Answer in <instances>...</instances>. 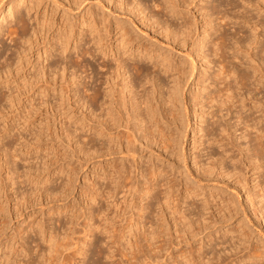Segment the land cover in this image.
<instances>
[{
  "label": "rangeland",
  "instance_id": "374dc122",
  "mask_svg": "<svg viewBox=\"0 0 264 264\" xmlns=\"http://www.w3.org/2000/svg\"><path fill=\"white\" fill-rule=\"evenodd\" d=\"M120 1L3 0L0 66L13 53V43L18 39L15 36L21 35L16 18L26 22L29 33L32 28L38 32L32 42H25L23 46L18 39L26 51L21 53L18 64H15L18 59L15 53L8 59L18 71L14 69L6 80L0 79V264H191L197 260L207 261L206 257L214 258V263L221 258L224 262L228 260L227 264H264V199L259 195L264 190V159L255 161L256 146L255 141H251L255 129H264V73L248 67L257 66V62H249L246 53L257 55L258 63L261 61L259 64L264 68V53L261 52L264 35L259 36L257 48L246 46L245 55L239 53L243 63L237 64V69L239 73H248L252 92L240 91L231 111L222 109L220 112L208 99V95L220 86L213 82L218 59L208 51V42L207 45L204 42L200 50L197 46L204 31L211 32L212 24L218 22L214 19L216 13L206 16L201 9L204 1L210 9L214 0H188L183 6L177 0L185 7L184 18L166 12L167 0H125L123 5ZM231 1L237 2L238 11L243 9L242 0ZM136 2L141 5L137 6ZM160 3H165L164 7ZM140 7H145L143 12ZM220 8L223 10L219 9L222 10L219 14L225 12L232 18L226 25L224 22L220 27L215 25L227 32L228 46L234 40L232 36L252 39L253 34L262 33L261 28L253 33L250 26L243 25L241 31L233 35L241 26L240 19L233 18L235 11L230 5ZM251 11L256 15L253 20L264 21L263 12ZM150 15L161 24L157 25L154 19L147 21ZM183 19L192 26L188 37L173 32ZM95 20L101 22L106 46L113 50L121 47V51L126 52L127 81L138 77L140 84H144L146 77L133 68L134 64H140L151 71L149 76H160L166 96L167 87L173 85L176 66L187 72L188 79L185 76L176 109H180L177 123L182 125L181 133L171 140L170 147L158 143L146 147L136 142V161L129 155L124 157L126 159L120 154L100 158L94 155L93 88H96L97 72L104 77L108 75L105 68H98L101 59L98 51H94ZM165 24L167 28L170 26L169 30H165ZM64 32L74 34L67 50L57 55L53 52L45 59L44 51L55 44L54 38H57L56 45H60L56 36ZM217 33L211 37L214 39ZM75 42L78 50L74 48ZM233 52L228 49L227 59H231ZM150 54L154 57L149 58ZM113 56L110 51L104 60L112 62ZM160 57L172 62L173 71L169 69L163 73L161 67L158 70L152 67ZM191 58L195 61L193 72ZM57 63L60 66L54 69ZM233 63H237V59ZM63 65L67 66L64 73L61 71ZM43 70L49 78L56 70V78L51 80L55 86L51 84L48 92H43L42 79V82H35L32 78L34 74L42 75ZM72 71L78 76L76 83L71 79L75 77ZM144 86L150 89L151 85ZM143 87L136 86V90L140 92ZM155 95L154 104L157 105L160 96L159 93ZM256 100L257 104L253 102ZM182 102L186 103V110ZM254 105L261 109L251 108ZM159 107L162 111L163 106ZM239 114L243 120L255 119H250L248 124L251 125L245 127L237 122ZM116 160L122 161L120 166L123 164L122 169L127 170L126 178L117 179L120 180L118 184L131 183L134 187L130 190L115 185L114 189L109 188L114 184L110 182L116 181L111 176L114 170L109 166ZM152 172L158 175L151 177ZM97 183L103 185L101 200L92 198ZM135 185L141 187L139 191ZM95 226L96 236H92L90 229ZM50 234H57V237ZM76 242L86 252L76 251ZM97 246L102 247V255H97ZM255 247L259 248L256 251L262 250L259 258L252 252ZM190 257L194 258L192 262Z\"/></svg>",
  "mask_w": 264,
  "mask_h": 264
},
{
  "label": "bare ground",
  "instance_id": "6f19581e",
  "mask_svg": "<svg viewBox=\"0 0 264 264\" xmlns=\"http://www.w3.org/2000/svg\"><path fill=\"white\" fill-rule=\"evenodd\" d=\"M107 1H111V0H107ZM131 1L133 2V0H131ZM180 1L182 3V6H183V5H185L187 3L188 0H180ZM242 1H243V4H244V7H243V9H241L239 11H238V9H240V8L237 7V5H236L237 2L234 3L231 0H228V1L227 0H214V2H212L213 4L211 5L210 9L206 7V6H208V5H206V1H204L205 2L204 5L201 6V9L204 10L206 16L207 15L208 16H210V15L212 16L213 14L216 13L215 16H214V19L215 20H218V22L212 24V27H211L212 31L211 32L210 31L207 32L208 29L204 31L205 35H204V37H200L198 39L197 46H198V49L200 50L202 48V44L204 42H206L205 45H207V42H208V45H207L208 48L207 47L206 48L208 49V51L210 50V52H211L210 54H212L214 57H216L218 59L217 63L218 62L219 63H218V65H216L218 69L216 70V74H215V76H216L215 79L216 80L214 79L215 81H213V82H215L217 84H220V86L218 87L217 91H214L212 93L210 92L211 94H209V95L207 94L209 98L208 97H206V98H208L211 103L213 102V105L216 106L217 110L220 111V112L223 111L222 109H226L227 111H231V108L234 107L236 105V103L238 102L236 96L238 94H240V91L245 90L249 94L252 92L251 89H250V87H249V84H248V78H249L248 73L246 71H244L242 73L241 72L240 73L238 72L237 66L239 64H242L243 63L241 61V59H240L239 53L243 56V54L246 51H248V50H244V48L246 46L253 45V47H251L252 49L257 48V43H258L257 41L259 39V36L260 35L261 36L264 35L263 34L264 33V21L259 20L260 18L259 19L258 18L257 19L255 18V20H253V18L256 15L251 14V12H253L251 10H254V12H256V13H259L260 11L264 13V0H242ZM124 2H125V0H121L120 1V4L123 5V4H125ZM2 3H3V0H0V8L2 7ZM167 3H168V5L166 7H164V4L165 3L164 4L163 3H160L159 5L161 6V4H163L162 7H164V9L166 8V10H167L166 12H171L172 14H174L176 16H179L180 18H182L183 16H185L184 15V13H185V11H184L185 7H181V4H179V1H177V0H167ZM136 5L137 6H140L141 4L138 3V2H136ZM222 5H230V7L233 8V12L235 11L234 12L235 14H233V16H234L233 18H235V16H236L235 19H238V18L240 19L239 20L240 21L239 23H241V26L239 25L240 27H238L237 31H235V32L232 33L233 35L238 34L239 31H241V28H242L243 25L244 26L245 25L250 26L251 27V31L253 33L256 31L257 28H261V32L262 33L259 34L260 33L259 32L256 35L253 34L252 35V37H253L252 39L249 38L250 37L249 36L248 37L249 40L247 39L246 36H245L246 38L243 37L245 39L244 40L242 37H240L241 35L240 36L238 35L240 38H237L236 36H232L231 35L232 36L231 39H234V40H233L231 46H228V43L227 42H229L228 40H229L230 37L228 36L229 37L228 38L227 37V34H226L227 32L222 31L223 29L220 30L221 28L219 29V27L221 26V22H224V24L226 25V24H228V21L229 20L231 21L232 18H231V16L229 17V15H226L225 12H223V13L221 12V14H219L220 11L223 10L222 9L223 7L220 8ZM144 8L140 7V10L143 12L144 11ZM234 8L237 9V10H234ZM29 9H31V8H29ZM219 9H222V10H219ZM17 15H18V11H17ZM147 18H148L147 21L148 20L151 21V19H154L152 21L156 22L157 25L158 24H161L160 23L161 21H159L157 18H154L151 15L149 17H147ZM2 20H3V18H1V21ZM212 20L213 19H211L209 22H211ZM181 22H182L181 25H179L177 27V30H174L173 32L176 31L179 34H181V35L178 34L179 36H182V34H183V37L184 36L186 37L187 35L190 34L191 29H192L191 28L192 26H191V23L188 22L186 19L185 20L183 19V21H181ZM16 23L19 24V27L21 28V30H20L21 31V35H19L18 37L15 36V38H18L19 40H22V42H23L22 43V46H23V44H25V42H28V43L29 42H32L33 41L32 38L37 35V32L38 31L36 29L32 28L33 29V30L31 29L32 32L29 33L26 30L27 29L26 28V22H24V20L22 18H16ZM156 23H153V24H156ZM234 23H235V21H234ZM215 25H218V26L220 25V26L219 27L217 26V28H216ZM94 26H96L95 32L97 31L96 34L94 33L95 34V37H96V41H95L96 49H94V51L95 50L98 51V54H97L98 55V58L101 59L100 63H98V68H100V69H104L105 68L106 69V72L108 73V75L106 74V77H104L102 75V73L97 72V75H96V88H93L94 89V93L92 94V98H93V101L95 102V107H94V112H93L94 113V120H93L94 133L92 132L93 133V141H94V147H93L94 149H92V150L94 151V155L96 157H98V158H100L101 156H104V155H110L111 156L113 154L114 155L115 154H120L123 158L126 155H129V156H131V158L133 160L136 161L135 156H138V153H137L138 150L135 147V143L136 142L137 143H140V144L142 143V145L143 146L146 145V147L149 146V144H152V143H158V144L164 145V146H166V148L167 147H170L173 144V142L171 143V140H173L174 137L176 138V136L179 133H181L180 127L182 128V125H181V123H179L180 125H178V123H177L178 122L177 120H179L178 119V117H179L178 116L179 115L178 114L179 113L178 110H180V109H178V110H176V109H177V106H178L179 101H180L178 99H181V98H179V91L183 90L184 78H185V76L187 78V72L185 73V71L182 68H180V69H182L181 71L178 70L179 67H178V65L176 66L177 69L175 68V70H174L176 72V76H174L173 85L171 87H169V88L167 87V91L168 92H167V95L165 94L166 96H164L163 91H162V88L164 86H163V84H161L162 79H160V76L159 77H157L156 75L149 76L151 71L148 70V69L145 70V68L143 66H141L140 64L139 65L138 64H134L133 65V68L135 69V71L139 72V74H141L142 76L144 75L146 77V81L144 82V84L143 83L140 84L141 83V81H140L141 79L138 78V77H137V79L136 78H133L132 80H130V81L128 80L127 81L126 80L127 78L125 76V74L127 72V70H126L127 69L126 68L127 67V64H126V61H125L126 58H124V54L126 52L121 51V47L117 48L116 50H113V48L110 49L108 46H106V44H105V42L103 41V38H102V26H101L100 20H95ZM167 26L168 25H166V27L164 26L165 27V30L168 29V28H170V26L168 28H167ZM174 29H175V27H174ZM123 31H126V30H123ZM79 33H81V31ZM214 33H217V35L213 39L211 37V35H213ZM246 33H248V32H246ZM71 35H74V34L71 33V34L68 35V33L64 32V33H61V35H59V36L54 35L56 37H59L58 40H60V41H58V42H60V45L59 44H57L58 46L56 45V41H57L56 39L57 38H54L55 40H53V42L55 44H51V46L49 45L50 46L49 49L46 50V51H44L45 59H47L49 56H51L53 52H55L54 54L57 55V53L61 54L62 52H64L65 50H67V47H68L69 42H70V38L71 37H74V36H71ZM233 37H235V38H233ZM15 38H14V42L16 41ZM207 38H208V41H207ZM210 38H212V39L209 40ZM18 39H17V41H18ZM93 39H94V36H93ZM17 41L15 43H13V45L15 46V48H13V53H15L16 54L15 57L18 58L17 61H15V64H18L20 62V60L22 58L21 57V53H23V51H26L25 48L22 49L21 44H20L21 41L20 42L18 41L20 45L18 44ZM246 41H247V43H245ZM74 48L78 50V43L77 42H75ZM107 49H108V51H107ZM228 49H233L234 50L233 55L230 56L231 59H227L228 56H226V54H227L226 52L228 51ZM88 50L89 49H87L85 51H88ZM110 51H111V55H114L113 58H112L113 61H114V64L112 63L113 61L111 62L110 60L109 61L108 60H104V57L106 55H109V52ZM91 52H93V51H91ZM261 52L264 53V46H263ZM13 53L11 52V54H10L11 57H13L12 56ZM129 53L131 55L133 54L131 52H129ZM246 53L249 54V62L250 61L253 62V63L257 62V66L254 65V67L253 66H248V67H252L253 69H256L254 71H259L261 73H264V70H263L264 68H262V66L259 64L261 61L258 63L259 60L256 57L257 55L251 54L249 52H246ZM0 54L2 55V52ZM134 54H135V52H134ZM210 54H208V55H210ZM198 55L199 54H197V56ZM9 57L8 58H5L4 64H2L0 66V79L2 77H4L5 80H6L7 79L6 77H8L10 74H12L13 71H14V69H17L16 68L17 66L15 68L12 67L13 64H14V62L11 61V60L9 61L8 60V59H10ZM152 57H154V56L151 55L149 58H152ZM160 58L161 59H159V60H158V58H156L155 63L153 64L152 67L153 68H157V70H158L159 67H161V69L163 70V73L167 72L169 69H171L170 71H173L172 70L173 67H172V64H171L172 62L170 63L165 57L164 58L160 57ZM191 59H192V64H193V67H192V72H193V70L195 68V61H194L193 58H191ZM235 59H237V63L234 64L233 63V60H235ZM263 60H264V58H263ZM262 64H264V61H262ZM43 66H45V65H43ZM58 66H60V63H57L56 64V67H54V69L57 68ZM173 66H174V64H173ZM45 68H43V69H45ZM61 68L63 69V70L61 69V71H63V73H64L65 69H67V66L66 65H63V67L61 66ZM45 70H43V72H42L43 74L42 75L41 74H34V76H32V78L34 77L35 82L37 80L39 82L40 79H42L43 80V83H42L43 84V92L44 91L48 92V90L52 86L51 84H53L52 81H54V79L56 78V75L54 76V74H56L55 72H56L57 69L53 72V75L50 76V78H49V76H47V74H46L47 71L45 72ZM16 71H18V69ZM51 71H52V69H51ZM159 73H160V71H159ZM231 75L233 76V78L231 77ZM262 75H264V74H262ZM63 76H65V74H63ZM73 76H75V77H73L71 79L74 81V83H76V81H77L76 79L78 78V76L76 75V72H73ZM144 76H143V78H145ZM182 78H183V82H182ZM200 78H202V76ZM235 79H237V81H234ZM64 80H65V78H64ZM40 82H42V81H40ZM146 83H150V85H151L150 86V89L144 88L145 87L144 85ZM53 85L55 86V84H53ZM139 85L142 86V87L144 86L141 89L140 92L138 90H136V86L139 87ZM66 88H67V86H66ZM255 89H254V91H255ZM62 90H64V89H62ZM68 90H69V88H68ZM156 93H159V96H160L159 98H160V103L161 104L160 103H158L157 105L154 104V100L156 98L155 97L156 96L155 95ZM180 95H182V94H180ZM195 96H197V94ZM193 98H195V97L193 96ZM253 102H256L255 104H257L258 101L256 100V101H253ZM259 104H260V102H259ZM159 105H162L163 106V110L162 111L160 110ZM182 106H183V108L185 110L187 109V106H186V103L185 102H182ZM211 106H212V104H211ZM253 107L256 109V108H258V105H254L251 108H253ZM236 108H237V106H236ZM251 108H249V109H251ZM260 109L258 108V110H260ZM263 109H264V107H263ZM238 111H237V114H238ZM240 115L241 114H239L237 116V118H238V121L237 122L240 121L241 124L243 123V124L246 125L245 127H249L251 124L249 123L250 124L249 125L248 124V121L250 122V119L251 118L250 119L245 118V120H243L244 118H241L242 116H240ZM253 119H255V118H253ZM253 119H251V120L253 121ZM160 121L162 122V124H160ZM214 123L212 122V124H214ZM173 125H174V127H173ZM245 127H244V129H245ZM167 130H168V132H167ZM246 130H247V128H246ZM255 130L254 131L256 133H255V135L253 137H251L253 139L251 141H253V142L255 141V144L254 145L256 146L255 147V151L256 152H255V157L254 158H255V161L258 162L260 159H264V129H260L259 128V129H255ZM221 131H223V129ZM247 133H249V132H247ZM241 135H243V133ZM248 135L249 134H246L247 138H248ZM246 136L243 137V138H246ZM105 142L107 143L106 146H105ZM248 142H249V140H248ZM173 147H174V145H173ZM253 149H254V147H253ZM254 158H252V160ZM124 159H126V158H124ZM221 161H222V159H221ZM119 163L117 162V160H116V162H113L112 161V163L109 166V167H111L114 170L112 172L111 176L116 180V181H112L111 178H110L111 176H109V178H110L109 180L112 181L110 183L112 184L114 182L113 188H112V185L109 188L114 189V185H115L116 188H119L120 186H122V187H127V189L130 190L132 188V186L134 187V185H132L131 183L128 184L127 182H122V181H124V180H122L121 181L122 182L121 185L118 184L120 182V180H121L120 178H123V179L126 178L125 177V173L127 171V170L125 171V170L122 169V168H124V165L123 164H122V166H120V164L123 163V162L121 161V163L120 164ZM135 170H136V168H135ZM151 171H154L153 167H152ZM107 175H108V173H107ZM107 175H106L105 178L108 177ZM157 175H156V172L155 173L152 172L151 177L152 176L153 177H156ZM104 176H105V174H104ZM101 177H103V176H101ZM117 179H120V180L117 181ZM172 181H173V179H172ZM100 183L102 184V182H100ZM125 183H127V184H125ZM135 183H136V181H135ZM97 184H98V186H97V188H95V191L93 193L94 195L92 197L94 200H99L103 196L102 195V193H103L102 190L103 189L101 187L103 185H99V183H97ZM135 186H136L135 187L136 190L139 191V188H141V187L138 186V185H135ZM159 186H160V183H159ZM148 188H150V187H148ZM144 189H145V187H144ZM108 191H110V189ZM108 191L107 192L104 191V192L105 193H110ZM146 191H148V190H146ZM49 193H50V191H49ZM259 195L261 196L262 199H264V190ZM146 207H147V205H146ZM102 210L101 211L99 210V211L103 213L104 210L103 211ZM99 211H98V213H99ZM105 215H107V214H104V216ZM105 217H108V216H105ZM107 219L109 220V217ZM262 220H264V219H262ZM97 227H98V225H97ZM94 228H96V226L95 227H92L90 229V235L92 234V236H96V233L95 232H97V231H94L95 230ZM107 230H108V228H107ZM88 232H89V230H88ZM51 236L57 237V234H56V236H55V234L54 235L52 234ZM54 237H52L51 239L53 240ZM59 238H57V239H59ZM57 246H60V245L58 244ZM76 246H77L76 251L79 249V251H81L80 252L81 254L84 253V252H86L84 250L83 246H80L77 242H76ZM71 247H73V246H71ZM74 247H75V245H74ZM68 249H69V247H68ZM96 249H97V255H102V252H103L101 250L102 247L101 246H97ZM139 249H141V248H139ZM256 250H259V248L258 249L256 248L255 251H252V250L251 251L254 252L256 254L255 256H258V258H259V256L262 253V250L260 251L261 253L259 251H256ZM51 251H53V250H51ZM55 252H57V251H55ZM59 252L61 253V251H59ZM59 252H57V253H59ZM263 253H264V251H263ZM51 254H52V252H51ZM250 254H252V253H250ZM52 256H53V254L50 257H52ZM212 256H214V255H212ZM61 257H62V255H61ZM191 257H193V256H191ZM191 257H190V259H191ZM198 257H199V255H198ZM204 257H206V256H204ZM222 257H223V255H222ZM54 258H55V256H54ZM215 258H216L215 260H217L218 257L215 256ZM52 259H53V257H52ZM192 259H194V258H192ZM192 259H191V262H192ZM206 259H207V261L204 259L205 261L200 260V262H197L199 260H197V261L195 260L196 263H193L192 262L191 264H212V263H214V260H213L214 258L211 259L210 257H206ZM209 259H211L212 261L211 262L208 261ZM219 259H221V258H218V263H214V264H223L224 260H222V259L219 260ZM226 262L228 263V260ZM226 262H224V264H227ZM63 263H65V262H63ZM229 263H231V262H229ZM254 263L255 264H259L257 262H254Z\"/></svg>",
  "mask_w": 264,
  "mask_h": 264
}]
</instances>
